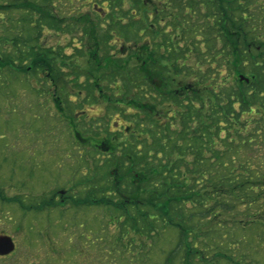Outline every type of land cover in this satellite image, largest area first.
<instances>
[{"label":"trees","instance_id":"trees-1","mask_svg":"<svg viewBox=\"0 0 264 264\" xmlns=\"http://www.w3.org/2000/svg\"><path fill=\"white\" fill-rule=\"evenodd\" d=\"M104 1L80 39L93 36L95 53L105 60L94 68L101 73L96 80L78 63L86 54L82 47L68 54L38 43L44 27L68 26L57 18L54 0L6 6L10 23L28 33L11 49L1 42L0 70L2 64L18 77L48 68L44 80L51 83L44 91L58 90L56 75L63 74L79 97L76 105H105L101 126H80L87 137L71 105L70 116L65 113L78 140L103 154L87 176L86 204L104 203L123 234L145 240L177 228L176 246L163 264H175L179 253L182 264H196V257L208 258L194 245L209 233L202 226L231 209L233 198L249 208L252 198H264V0ZM68 96L57 97L62 110ZM115 114L128 124L113 121ZM113 122L117 129L110 128Z\"/></svg>","mask_w":264,"mask_h":264},{"label":"rangeland","instance_id":"rangeland-1","mask_svg":"<svg viewBox=\"0 0 264 264\" xmlns=\"http://www.w3.org/2000/svg\"><path fill=\"white\" fill-rule=\"evenodd\" d=\"M54 1L57 18L60 22L66 21L68 26L61 23L66 28L62 27L61 30L44 27L43 37L38 43L63 48L68 54L73 53L76 47H82L86 54L78 63L91 70L96 80L101 73L94 68L101 67L105 60L102 59V53H95L96 42L93 36L83 42L80 39L85 36L84 29H90L94 24L91 20L94 10L102 12V8L106 7L105 1ZM10 4L14 5L12 0H0V44L2 41L9 42L8 49L13 47L14 39H20L19 36L28 33L20 25L10 23L11 13L6 8ZM69 25L72 28L70 32ZM30 32L36 35L34 30ZM38 43L34 45L38 46ZM1 68L4 73L0 70V178L6 177L7 180L3 182L9 185V193L19 192L15 197L24 198L25 203L28 202L24 205L28 210L26 212L14 205L15 218L21 220L23 217L25 228L16 229L13 235L21 243H49L52 240L59 242V245L63 244L62 257L66 264H163L171 249L176 246L177 228L166 230L156 240H145V237L137 233L123 234L112 208L104 203L93 201L88 205L85 202V199L90 200L85 195L89 188L87 176L92 172V177V168L97 167L96 158L102 153L97 154L91 150L86 142L78 140L70 130L73 128L70 127L71 119H68L69 107L71 105L74 110L72 114L78 130L83 132L81 137H87L88 133L80 126H101L107 107L98 102L76 105L79 97L73 95L74 90H71L63 74L56 75L58 90L51 85L52 93L44 91L50 88L51 83L44 80L48 68L31 73L20 72L18 77L8 75L9 67H2L1 64ZM52 71L55 69L52 68ZM85 78L84 74H80L78 81L84 83ZM159 84L166 86V83ZM53 90L62 94H56ZM64 95H69V98L64 103L65 110H62L58 100H62ZM119 96L113 95L116 99ZM103 99L107 100L108 95ZM112 103L116 104L114 100ZM113 117V121L128 124L118 114ZM117 125L113 122L110 128L117 129ZM259 143L264 156V139ZM261 192L264 197L263 190ZM252 194L254 196L256 192ZM143 195L138 199L141 200ZM43 197L46 203H40L43 208L34 211L28 208L29 203L32 206ZM50 198L53 203L47 206ZM233 200L236 204L217 215L212 226H202L201 229L209 233L197 240V244L192 241V244L199 245L196 250L204 249L205 256H208L205 259L196 257V264H211L212 260H219L220 264H264V198H252L255 202L250 208L241 199ZM0 220L2 233L10 230L9 221ZM42 250V246L32 247L33 253H44ZM227 255L233 256L232 259H228ZM177 256L175 264H182L181 253Z\"/></svg>","mask_w":264,"mask_h":264},{"label":"flooded vegetation","instance_id":"flooded-vegetation-1","mask_svg":"<svg viewBox=\"0 0 264 264\" xmlns=\"http://www.w3.org/2000/svg\"><path fill=\"white\" fill-rule=\"evenodd\" d=\"M6 180V177L0 178V218L9 221L10 230H6L7 232L3 233L0 230V264H66L65 258L62 257L64 253L63 244L59 245V242H52V240H50L49 243L46 241L21 243V241L13 235V231L15 232L16 229L24 230L25 228L23 225L25 219H23V217H21V220L15 218L14 205L16 204L21 210L26 212L28 210L24 208V205L26 206L28 202L25 203L24 198L15 197L19 192L15 194L9 193V185L3 182ZM55 202L57 204V200H55ZM40 203L45 204L44 197L37 200L36 204L34 203L32 206H30L29 203L28 208L32 211L39 210V208L44 207L43 205L40 206ZM51 203H53V201L50 198L48 199L47 206ZM1 240L4 241V243H2ZM39 246L43 247L42 251H44L45 254L35 251L33 253L32 247ZM36 259L38 260L36 261Z\"/></svg>","mask_w":264,"mask_h":264},{"label":"water","instance_id":"water-1","mask_svg":"<svg viewBox=\"0 0 264 264\" xmlns=\"http://www.w3.org/2000/svg\"><path fill=\"white\" fill-rule=\"evenodd\" d=\"M2 240H3V238H2ZM2 240H1V241H2ZM5 242L8 243L7 241H5ZM2 243H4V241H2Z\"/></svg>","mask_w":264,"mask_h":264}]
</instances>
